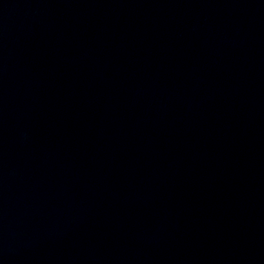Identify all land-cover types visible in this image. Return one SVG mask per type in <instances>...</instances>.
<instances>
[{"label":"water","instance_id":"95a60500","mask_svg":"<svg viewBox=\"0 0 264 264\" xmlns=\"http://www.w3.org/2000/svg\"><path fill=\"white\" fill-rule=\"evenodd\" d=\"M0 264H264V0H0Z\"/></svg>","mask_w":264,"mask_h":264}]
</instances>
